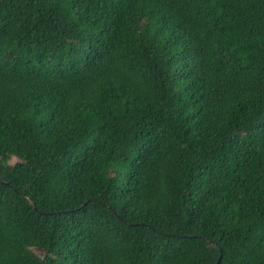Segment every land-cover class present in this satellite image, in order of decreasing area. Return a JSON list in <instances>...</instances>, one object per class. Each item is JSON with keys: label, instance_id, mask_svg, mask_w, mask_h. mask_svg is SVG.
<instances>
[{"label": "trees", "instance_id": "obj_1", "mask_svg": "<svg viewBox=\"0 0 264 264\" xmlns=\"http://www.w3.org/2000/svg\"><path fill=\"white\" fill-rule=\"evenodd\" d=\"M0 264H264V0H0Z\"/></svg>", "mask_w": 264, "mask_h": 264}, {"label": "water", "instance_id": "obj_2", "mask_svg": "<svg viewBox=\"0 0 264 264\" xmlns=\"http://www.w3.org/2000/svg\"><path fill=\"white\" fill-rule=\"evenodd\" d=\"M211 243V242H210Z\"/></svg>", "mask_w": 264, "mask_h": 264}]
</instances>
